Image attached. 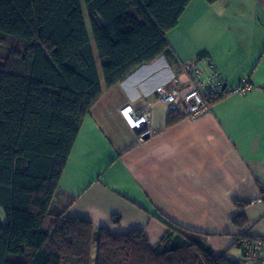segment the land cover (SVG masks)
Instances as JSON below:
<instances>
[{"label":"trees","instance_id":"1","mask_svg":"<svg viewBox=\"0 0 264 264\" xmlns=\"http://www.w3.org/2000/svg\"><path fill=\"white\" fill-rule=\"evenodd\" d=\"M191 1L0 0V264H244L215 253L207 234L167 219L150 245L142 228H96L57 201L92 106L142 65L172 55L166 33ZM184 118L171 109L166 127ZM231 222L243 228L246 220ZM245 235L237 246L248 261L261 253L246 254L258 239Z\"/></svg>","mask_w":264,"mask_h":264},{"label":"crops","instance_id":"2","mask_svg":"<svg viewBox=\"0 0 264 264\" xmlns=\"http://www.w3.org/2000/svg\"><path fill=\"white\" fill-rule=\"evenodd\" d=\"M166 40L171 56L142 65L92 106L63 170L57 201L68 205L66 216L96 228H142L150 245L163 235L167 219L207 234L215 253L264 264V252L245 261L242 246H235L242 233L251 241L264 238V207L250 203L264 185V0H192ZM200 53L227 85L247 78L251 89L166 127L169 109L155 89L170 87L180 63ZM128 105L149 113L142 141L119 112ZM239 214L246 220L243 228L231 222Z\"/></svg>","mask_w":264,"mask_h":264},{"label":"built area","instance_id":"3","mask_svg":"<svg viewBox=\"0 0 264 264\" xmlns=\"http://www.w3.org/2000/svg\"><path fill=\"white\" fill-rule=\"evenodd\" d=\"M201 60L205 65L204 71L197 63L180 64L179 73L173 76L171 86H158L155 89L157 100L167 104L170 110L180 107L191 119L209 111V101L221 100L228 96L241 97L251 89V82L247 78L241 79L235 85H227L208 56ZM180 76L183 80L179 79ZM120 114L127 126L135 131L145 129L149 121V113L134 111L129 105L123 107ZM146 133V130L140 132L141 141ZM250 203H258L264 207V185L259 186L257 197ZM245 248L246 254L250 256L263 253L264 238L256 240L250 247L246 245Z\"/></svg>","mask_w":264,"mask_h":264},{"label":"rangeland","instance_id":"4","mask_svg":"<svg viewBox=\"0 0 264 264\" xmlns=\"http://www.w3.org/2000/svg\"><path fill=\"white\" fill-rule=\"evenodd\" d=\"M87 25H88V22H87ZM197 56V55H196ZM196 56L192 59V60H190V61H184V63H189V62H194V60L196 59ZM180 64H183V63H180ZM199 65H200V67L201 68H203L204 67V63H200L199 62ZM179 72H177L176 74H174V75H177ZM173 75V76H174ZM173 76H172V78H173ZM172 78H171V80H172ZM179 79H182L183 80V78L180 76V78ZM167 107H168V105H167ZM168 109H169V107H168ZM170 110V109H169ZM120 112V111H119ZM188 118V117H187ZM145 130H146V125H145V129H141V130H138V131H136L138 134H140V132H142V131H144L145 132ZM1 219H3V217H2V214H1ZM255 242V241H254ZM235 246H237V245H235ZM238 251H239V249H237ZM229 259H231V257L230 256H227ZM239 259V258H238Z\"/></svg>","mask_w":264,"mask_h":264},{"label":"water","instance_id":"5","mask_svg":"<svg viewBox=\"0 0 264 264\" xmlns=\"http://www.w3.org/2000/svg\"><path fill=\"white\" fill-rule=\"evenodd\" d=\"M148 137V134L146 133L144 136H143V138H147Z\"/></svg>","mask_w":264,"mask_h":264}]
</instances>
